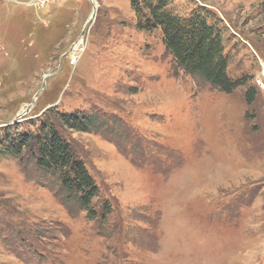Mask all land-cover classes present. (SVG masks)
Instances as JSON below:
<instances>
[{
	"label": "rangeland",
	"instance_id": "1",
	"mask_svg": "<svg viewBox=\"0 0 264 264\" xmlns=\"http://www.w3.org/2000/svg\"><path fill=\"white\" fill-rule=\"evenodd\" d=\"M200 7L246 80L231 92L180 68L131 0H0V127L97 117L65 137L100 188L91 217L32 158H1L0 264H264V0L169 4Z\"/></svg>",
	"mask_w": 264,
	"mask_h": 264
},
{
	"label": "trees",
	"instance_id": "2",
	"mask_svg": "<svg viewBox=\"0 0 264 264\" xmlns=\"http://www.w3.org/2000/svg\"><path fill=\"white\" fill-rule=\"evenodd\" d=\"M144 30H159L166 49L176 64L190 74L205 77L223 91L231 92L246 80L228 74V54L220 20L209 17L206 8H196L189 15H178L169 9L170 0H131ZM97 117L82 110L61 112L49 108L38 118L13 125L21 129L12 132L0 127V159L24 156L32 158L43 172L56 176L67 201L76 202L96 217L94 200L100 188L84 161L75 153L65 137L67 130L88 131L97 125ZM34 127L25 128L27 125ZM102 218L110 212L108 203L102 205Z\"/></svg>",
	"mask_w": 264,
	"mask_h": 264
},
{
	"label": "water",
	"instance_id": "3",
	"mask_svg": "<svg viewBox=\"0 0 264 264\" xmlns=\"http://www.w3.org/2000/svg\"><path fill=\"white\" fill-rule=\"evenodd\" d=\"M95 15H96V9H95V12L92 14L90 21H92L94 19ZM29 112H30V108H28L27 111H25V113L23 115L28 114Z\"/></svg>",
	"mask_w": 264,
	"mask_h": 264
},
{
	"label": "bare ground",
	"instance_id": "4",
	"mask_svg": "<svg viewBox=\"0 0 264 264\" xmlns=\"http://www.w3.org/2000/svg\"><path fill=\"white\" fill-rule=\"evenodd\" d=\"M77 47H78V46H77ZM77 47H76V48H77Z\"/></svg>",
	"mask_w": 264,
	"mask_h": 264
}]
</instances>
